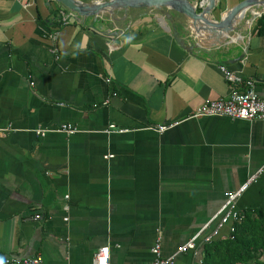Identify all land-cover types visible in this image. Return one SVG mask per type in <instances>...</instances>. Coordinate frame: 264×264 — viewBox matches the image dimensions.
<instances>
[{"label": "crops", "instance_id": "0c3cea01", "mask_svg": "<svg viewBox=\"0 0 264 264\" xmlns=\"http://www.w3.org/2000/svg\"><path fill=\"white\" fill-rule=\"evenodd\" d=\"M188 1L210 14L198 27L204 46L226 32L209 25L244 0ZM46 4L0 0V264H94L103 247L109 264H148L156 242L174 264H201L229 193L251 180L234 207L264 210V122L191 117L246 81L264 100V36L253 30L263 14L250 22L246 10L205 48L175 13L63 25L64 8ZM64 125L76 131L55 132ZM192 239L195 248L178 253Z\"/></svg>", "mask_w": 264, "mask_h": 264}, {"label": "built area", "instance_id": "2783aa9c", "mask_svg": "<svg viewBox=\"0 0 264 264\" xmlns=\"http://www.w3.org/2000/svg\"><path fill=\"white\" fill-rule=\"evenodd\" d=\"M57 20L63 24L67 25L71 20L72 16L65 9L60 8L58 13ZM219 70L223 75L224 79L228 83H238L239 78L234 75V73L229 72L225 67L220 66ZM246 88L244 91L238 89H233L230 96L226 100L218 101H205L202 103L192 114V118L200 117H227L231 119H240V120H259L264 122V100L260 99L254 92V84L252 81H246ZM33 85V83L31 84ZM111 129H114L112 126ZM167 128L160 126L155 128L158 133H162ZM50 130L48 129H38L36 135L44 137L46 133ZM76 130L71 125H64L56 129L55 132L72 134ZM106 158H109L106 157ZM251 182V180L249 181ZM249 182L242 187L239 191L229 193L227 195L225 206L220 209V211L212 219L217 221L215 228H213L210 233L204 237L203 242H211L216 238L219 239H228L232 238V234L235 231L234 225L239 223L243 216L242 214L234 207V203L237 198L245 191ZM36 219L39 216L35 217ZM67 221V219H65ZM212 222V221H210ZM209 226L206 225L205 229ZM226 227L227 233L222 235L221 230ZM204 229V230H205ZM195 248V239H192L185 246L181 247L178 253L186 252L188 250H193ZM152 259L148 264H174V257L165 258L161 252V245L159 242H156L151 248ZM109 251L107 247L100 248L94 255V264H109ZM40 258H8L5 261V264H39Z\"/></svg>", "mask_w": 264, "mask_h": 264}, {"label": "water", "instance_id": "95a60500", "mask_svg": "<svg viewBox=\"0 0 264 264\" xmlns=\"http://www.w3.org/2000/svg\"><path fill=\"white\" fill-rule=\"evenodd\" d=\"M46 1V5H48L50 0ZM53 1L68 11L74 19L93 18V23L98 20L101 24L103 23L104 19H115L116 13L120 11L127 13L129 10H151L164 16L167 20H170V13H175L177 15L184 16L188 20V28L191 29L190 31L194 32L197 41L202 38L200 37L201 30L198 27L202 23H206L210 15L206 12L196 13V7L193 6L188 0H100L90 3H84L80 0ZM212 1L213 0L210 2L212 3ZM248 9L254 10V13L252 14L253 17L250 19V22H252L254 19L264 14V0H244L241 2L232 11L225 14L219 21H214L212 25H209L213 29H217L220 32L223 31L222 28L225 26V33H221L217 38H213L214 41L212 43L207 42V45L203 46L199 41L198 44L205 48H213L217 45H220L226 36L234 31V29L230 27V20L233 18L242 19L246 13L245 11ZM101 28L102 27H99L98 30H101ZM117 33L119 32L116 31L114 34ZM127 37L128 35L126 34V38ZM173 37L177 44H179L184 49H187L184 41H182V39L178 36L177 32L173 34ZM210 40L212 39H208L207 41Z\"/></svg>", "mask_w": 264, "mask_h": 264}, {"label": "trees", "instance_id": "16d2710c", "mask_svg": "<svg viewBox=\"0 0 264 264\" xmlns=\"http://www.w3.org/2000/svg\"><path fill=\"white\" fill-rule=\"evenodd\" d=\"M253 30L264 36V14L256 20ZM239 212L243 219L234 225L232 238L201 244V264H264V210Z\"/></svg>", "mask_w": 264, "mask_h": 264}]
</instances>
